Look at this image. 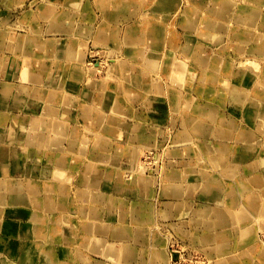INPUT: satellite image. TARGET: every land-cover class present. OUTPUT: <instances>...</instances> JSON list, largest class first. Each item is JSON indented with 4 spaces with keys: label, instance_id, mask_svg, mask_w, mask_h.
Segmentation results:
<instances>
[{
    "label": "crops",
    "instance_id": "0c3cea01",
    "mask_svg": "<svg viewBox=\"0 0 264 264\" xmlns=\"http://www.w3.org/2000/svg\"><path fill=\"white\" fill-rule=\"evenodd\" d=\"M108 1L0 0V183L14 185L31 182L43 187L36 191L40 205L37 209L30 208L41 215L43 221L33 219V223L29 222L32 231L26 235L14 226L12 231L3 230V214L7 213H3L0 203V264H170L171 241L162 236L164 230L169 236H176L202 255H207L214 260L213 264H225L224 256L239 254L232 261V264H238L236 260L242 258L244 252L253 247L258 249V239L256 231L250 233L249 240L243 237L246 234L243 229L248 230V222L256 218L250 211L245 213V217L241 210L244 205L248 208L255 207V204L248 194L243 195V189L237 191V184L244 174L247 177L264 173L263 163H259L264 155L257 154L241 161L235 158L239 155L238 151L233 146L229 147L226 140H223L224 147H220V141L208 135H200L201 140L191 139L189 143L175 139L173 133H182L180 131L185 129L184 123L179 125L178 108L185 109L189 95L177 104L174 100L179 97L178 94L174 95L175 99L168 97L169 94L166 96L160 90L161 84L150 89L136 84L147 88L150 93L139 103L137 99L129 98L124 90L133 84L130 75L156 76L166 75L167 72L177 75L175 69L166 68L172 58L186 64L188 70L199 76V84L203 69L192 57L185 56L188 58L186 61L180 59V40L176 35L171 34L173 38L161 34L145 42L147 31L144 27H148V23L141 25L146 14L141 17L142 20L140 14L150 12L152 16L154 13V20L150 19L153 23H192L194 19L189 14L197 11L206 17V9L209 10L213 2L160 0L159 4L156 2L153 5L147 0H134V14L120 21L107 14L120 0ZM224 1L226 4L234 1V5L229 3L234 7V14H225L220 5L218 27H236V31L244 28L236 24L240 23L237 19L244 13L236 8V3L241 0ZM257 1L247 2L258 3L253 4L251 10L262 11L259 32L264 33V0ZM160 13L165 15L164 20L156 19ZM179 14H182V20ZM242 20H245L242 23H247L252 18ZM68 25L77 29L74 35L65 31ZM57 27L64 29L60 31ZM136 32L144 33V44H139L145 53L143 58L127 53V43ZM186 32L191 37L193 32ZM193 41L201 42L195 37ZM229 41L234 42V38ZM238 45L235 43V46ZM256 45L254 42L242 43L243 50L239 51L228 45L227 40L218 56L228 62V66H232L238 58L248 57L245 61H255L258 68L253 70L240 66L239 69L247 68L255 77L256 71L264 76V63L257 60L264 59V53L254 51ZM101 48L118 55L109 71L107 69L108 81L113 75L126 76V84L84 77L98 73L97 69L86 67V62L92 49ZM71 49L76 54L73 58L70 57L73 55ZM230 50L238 58H232ZM206 57L209 65L219 62L209 56L203 59ZM231 60L232 64H229ZM29 61L32 63L29 64ZM191 74L188 71L185 75ZM197 76L192 77L195 79ZM166 82L163 83L164 89L168 88L166 93L170 89L183 93L184 89L169 80ZM67 84L72 86L68 88ZM198 84L189 92L197 101L211 103L198 94ZM16 95H24V98L15 102ZM217 106L223 114H228L229 110L242 114L231 107ZM85 109L97 110V113L101 111L107 116L114 111V117L122 120L126 132L117 139L96 134L95 130L87 127ZM186 111L184 122L191 126L193 117ZM232 117L237 119L234 115ZM237 120L244 123L242 116L241 120ZM247 123L250 122L244 124ZM55 128L61 129L64 134H57ZM73 128L79 140L87 141L83 153L79 149L75 153L70 151L73 148L68 145L67 137ZM185 135L189 137L187 132ZM257 135L264 139L263 134ZM191 143H195L198 151L191 149ZM196 143H205L206 153L213 160H217L220 153H226L235 166L230 164L220 168L212 164L210 156L204 155L207 160L199 157ZM153 149L154 155L159 157V164L154 165L156 169L152 175H147L149 184L139 192L131 184L120 183L116 175L125 173L128 177L129 169L140 163L141 153ZM98 150L107 158L100 159ZM241 154H244L243 150ZM200 171H204L207 174L205 178L215 183L209 185L206 179L197 180ZM98 172L112 173L113 176L103 180L98 177ZM221 180L223 182L219 183ZM48 184L58 191L49 198V207L44 204V187ZM252 185L246 186L247 191H253ZM214 187L222 191L219 199L205 194ZM232 194L233 198L230 197ZM255 194L256 191H253L252 197L256 198ZM3 197L11 203L9 193L0 186V202ZM31 201L35 203L32 196ZM168 205L172 206L170 214L165 213ZM9 218L12 224L21 222L17 212L10 213ZM36 225L43 226L41 232L35 230ZM87 238L91 239L90 245ZM11 244H14V249L10 248ZM221 244H225L221 251L224 253L215 255L220 252L216 249ZM163 254L166 256L165 263L159 258ZM240 262L264 264L263 258L255 252L250 258L240 259Z\"/></svg>",
    "mask_w": 264,
    "mask_h": 264
},
{
    "label": "bare ground",
    "instance_id": "6f19581e",
    "mask_svg": "<svg viewBox=\"0 0 264 264\" xmlns=\"http://www.w3.org/2000/svg\"><path fill=\"white\" fill-rule=\"evenodd\" d=\"M104 1L110 2L108 0H104ZM147 1L149 4L153 3V5L156 2L157 4L160 3L158 2L160 0H147ZM171 1L172 0H169V2ZM244 1L245 0H241L239 1V3H236V8H238L242 13L244 12L243 15L241 17H238L237 19V21H239L240 23H236V24L239 27H244L245 30L244 28H242L239 31H236V27L232 29L231 26L230 27L228 26L226 28L224 27L221 28V27H218V25L216 24V23H219L218 19H221L220 5L222 8V11H225V14L232 13V12L234 14V7H232L229 4L231 3L234 5L235 4L234 1L226 4L224 0L222 1L212 0L213 4L209 7V10L206 9V12H205L207 13L206 17L205 15L203 16V14H199V12L194 11L193 13L191 12L192 14H189L190 17L194 19V21L192 23H182L183 27L186 26L185 29L187 31L191 30L194 34H197V36L201 40L200 44H195L194 41L187 40V44L183 50V53L185 56H189L190 58L194 57L196 60L195 63L198 65V67L203 69L201 73L202 75L200 76L199 84L196 90L201 97L212 101L209 104L202 103V102L197 101L194 98L193 93L189 94V96L186 99L185 109L187 110L186 111L187 114L190 115L191 118L193 117V121L191 120L190 129H193L195 131L196 138L198 140H201V137L205 135H208L210 138L218 139L220 141L219 142L220 147H224L223 140L228 141L229 147L233 146L234 150H237L239 153V155L236 156L235 158L241 161L247 160L250 157L257 155V154L264 155L263 153L264 152V139H261L257 135V132H256L258 131L264 134V76L261 73L256 71V77H255V75L252 72H250L247 68H242V70L239 69L240 66L241 67L247 66L245 64H248V63L249 65H251V68L253 70H256L258 68V65L255 61L254 62L245 61L246 59L248 60V57L238 58L236 61L233 62L232 66H228V62H224L222 57L220 56L213 57L212 55L209 54L206 48V43H210L214 46H217L218 47L217 52L219 55L223 52L222 44L225 43L227 40L231 39V37H233L234 42L239 44L238 46L232 45V47L235 50L242 51L243 50L242 43L254 42L257 44L256 45L257 48L254 51H256L257 53H264V33L259 32V24H260L259 18L261 17L263 13L261 10L260 11L256 9L251 10L254 7V5L250 4L247 1L245 2ZM258 1L260 2L262 0H258ZM135 11H136V2L134 0H130L129 3L127 0H120L116 3L113 10L109 9V12L107 14L108 16L113 15L115 18H118L120 21H124V19H128L132 14H134ZM158 15H159L158 18H156L157 20L165 19L164 18L165 15L163 14L161 15V13ZM152 18L154 20L153 15L151 16L150 14L147 13L145 19L142 20L141 23H153L152 22L153 20L150 21V19ZM247 18H252V20L247 23H242L245 21L242 19H247ZM57 28L60 31L64 29V27H62L63 29L59 27ZM65 31L74 35L77 32V29L73 26L71 27L68 25V27L65 28ZM133 32L134 30H132V33ZM160 33H162V31ZM143 34L144 33L136 32L134 35L131 36V40L129 41V43H127L128 46L126 47L127 53L130 56L135 57V58L144 57L143 56L145 54L144 50H141L139 48V44L141 45L144 44V40L142 39ZM187 38H190V37H187ZM73 40L75 39L73 38ZM179 40H180V37L178 38V41ZM99 50L100 52L108 51L107 49H104V48H101ZM70 53L73 54V55H70L71 58H73L76 55L73 49L70 50ZM95 55H97V53ZM204 56H209L212 60L216 59L219 62L217 64L209 65V59L207 57L203 59ZM109 59H110L109 62L114 63L113 58L112 59L109 58ZM31 63L32 61H29V64ZM236 63L238 64V66H236ZM166 68L175 69L178 72L177 75H173L169 72L166 73V75L169 77L170 83H173L177 86L180 85L176 83L179 76H186L189 78H192V76H197L190 69L188 70L186 64L182 62H178V61L176 62L174 58L170 60V63L167 62ZM188 71L190 74L192 73L193 75L192 74L185 75L186 73H188ZM130 76L131 78H133L130 82L133 84L124 88L125 93L128 95L129 98L131 97L134 100L137 99L138 102L140 103L146 97V95L150 93L146 90L147 88L139 87L136 84H141L142 86H144L146 84V81L139 78L140 81L137 80L138 82L137 83L135 82L134 76L133 75H130ZM134 85L137 87H132ZM71 86L72 85L67 84L68 88H70ZM163 86L164 85L161 84L160 90L162 92H165L166 96L167 94H169L168 97L170 98L174 97V95H177V94L179 96L182 93V92H176L173 89L168 90V92L166 93L168 88L164 89ZM182 86L183 85L181 84L179 87L182 88ZM185 87H186L185 89H189V88L193 89V83H191V85L189 86L185 85ZM115 89L116 88L114 87L113 90ZM136 95H138V97H136ZM20 98H24V95H16L14 98V101L18 102L20 101ZM179 99L180 97H177V99L174 100V103L177 102L178 104ZM217 105H223L224 107H231L233 110L239 111L240 113H242L241 115H242L244 123L254 122L256 131L247 127L243 122L241 121L239 122L237 119L232 117V115L230 116V114H223V112H221V109ZM96 111H92L90 109L84 110V118L86 119L87 127L95 130L96 134L98 132L102 135V137L105 136V137L117 139L126 132V128L122 120L114 117V111H112V114L110 116H107L101 111L98 113ZM68 112L69 110L66 111V114H68ZM55 132L57 134L61 133V135L64 134L59 128H55ZM180 132L185 134V129L181 130ZM186 137L188 136L185 135L184 141L189 143L191 139H188ZM67 139H68L67 140L68 145L70 146V148H73L72 150H70L71 152L75 153L77 149L82 150L81 153L85 151L86 146H87V141L79 140L77 133L74 131V128L72 130V133L68 135ZM196 145L200 150V152L198 153V156L203 157L205 160H207V158H205L204 155L210 156L211 160L213 161L212 164H215L217 167L224 168L230 164L235 166V163H232L229 160L226 153H220L218 155V159L213 160L214 158L209 153H206L205 143L203 144L196 143ZM190 146L192 150L198 151L196 150L195 143H191ZM242 150L244 154H241ZM81 153H80V156H81ZM76 154L79 155V153H76ZM98 157L100 159L107 158L106 154L100 153L99 150H98ZM158 160H159V157L158 156L156 157L153 153V163H150V164H156ZM70 161L73 162V158H71ZM261 162L263 163V166H264V156L263 158L259 159V163ZM138 163L135 168L131 167L129 169L130 173L128 174V177H126L125 173L116 175V177L120 183L131 184L134 187L138 188L137 191L140 192L142 188H145L149 184L147 175H152L153 171H155L156 168L154 166L150 167L149 164L147 163L145 164H138ZM158 164L159 163H157V166ZM184 165L186 166V164ZM57 173H58L57 180H59V172ZM60 175H61V172H60ZM98 175H100L98 177H100L103 180L110 179L113 176L112 173L102 174L99 172H98ZM205 177H207V174L204 171L202 172L200 171L198 174L197 180L206 179ZM206 180L207 182H209V185H213L215 183V181H213L212 179H206ZM221 182H223V180H221L219 183ZM248 184H253L252 190L256 191V194H255L256 198L252 197L253 191H247L246 186ZM0 186L3 191H6L9 193L10 202H11L9 203V201H6L4 197L2 198L0 202L1 206L3 207L2 209L3 213H7V214H3V217H4L3 218V222H4L3 230L12 231L13 230L12 226H14L17 229H19L20 232H22V235H26L27 233H29V231H32V226H29L28 224L29 222L33 223V219H35V221L37 222L43 221L42 220L43 217L41 215L35 214L30 209V208L37 209V206L40 205L36 197L37 196L36 191L38 189H43V187H41L39 184H33L31 182L27 184H14V185L10 183L1 182ZM240 189H243V195L248 194L249 199L253 200L255 204V207L250 206L248 208L246 205H244L241 212L243 213L245 217H247V214L245 213L247 211H250L254 215V218H256V219L251 220V222H248L250 224V228L248 230L243 229V231L246 233V234H243V237L245 240H249L251 238L250 233H253L256 231V235L258 239L256 244H257L258 249L256 247L248 249L247 252H244L242 254V258L239 257L236 260L238 264L241 263L240 259L250 258L251 254H253L254 252L258 253L260 257L263 258L264 260V236H261V235H264V173L258 172V173L251 174L247 177H245V174H244L243 177L238 180L237 191H239ZM33 190H35V192ZM54 192H58L57 189L52 187L50 184L45 185L44 187L45 206L49 207L51 205L49 198L52 197ZM28 193H29L30 199H28ZM221 193L222 191L219 190L218 187H214V188H211L205 194L214 199H219L223 195V194L221 195ZM31 196L34 198V201H35L34 204L31 201ZM230 197L233 198V194L230 195ZM244 202H245V199H244ZM171 211H172L171 205H168L165 207L166 214H170ZM12 212H17V217L21 219V222H15L12 224V219L9 218V215ZM28 217L30 218L28 219ZM67 227L70 229L68 224H67ZM35 228H36L35 229L36 231L41 232L43 229V226L36 225ZM86 240L89 242L88 245H90L91 239L87 238ZM99 243L101 242L99 241ZM224 246L225 244H221V247L216 249V250L220 249V252L215 253V255H219V253L223 254L224 252H221V251L224 249ZM14 247H15L14 244L10 245V248L14 249ZM203 255L205 259H207L209 262L212 260L209 257H207V255L206 256L205 254ZM238 256L239 254H236V256L235 255L224 256L223 262L225 264H232V261H234V258H237ZM168 257H169L170 264H175V262L181 261V259L183 258V255L181 252H178L176 250L173 251L172 249L170 250L169 248ZM159 258L162 263L166 262L165 254L161 255Z\"/></svg>",
    "mask_w": 264,
    "mask_h": 264
},
{
    "label": "rangeland",
    "instance_id": "374dc122",
    "mask_svg": "<svg viewBox=\"0 0 264 264\" xmlns=\"http://www.w3.org/2000/svg\"><path fill=\"white\" fill-rule=\"evenodd\" d=\"M246 1H249V0H246ZM253 4L258 5V3H256V2H254ZM259 7H261L260 4H259ZM145 14H147V13H141L140 14V20H142L141 17L145 16ZM148 14H151V13L149 12ZM152 15H154V13ZM179 15H180L179 19L182 20V17H181L182 14H179ZM146 24L145 23H141L142 26H144ZM150 24H151V26H150V28H148ZM216 24H218V23H216ZM153 25H154V27H153ZM148 27H144V28H146V31H147L144 34L145 35V37H144L145 38V42L147 40H149V39H152V37L160 36L161 34L166 35L168 37H169V35L174 34V35H176L177 38L180 37V41H179L180 45H179L178 55H179L181 60H185L186 61V58H187V57H185V55L182 52V49L184 48V46L187 43V40L190 41L192 39V41H193L194 37H195L196 41L200 40V38H198L197 34H194V33H191V37L187 38V37H189V35H187L188 32H186L185 28H183L182 23H148ZM156 27H158V28H156ZM161 31H162V33H160ZM170 37H173V36L171 35ZM195 44H198V43H195ZM228 45H230V46L231 45H235V42H231V41L228 40ZM206 47H207V51L209 52L210 55H212L213 57L218 56V52H217V48L218 47L217 46H214L212 44H208ZM98 50L99 49H92L90 51L88 60L86 62V67L91 68V69L92 68L97 69L98 73L94 74L92 77L89 76V75L88 76H84V77L88 78V79L96 78L98 80L100 79V81L105 79L109 83L126 84V81L128 80V77H126V76H115V75L112 76L111 75L112 77H110V80L108 81V79H107L108 76H109V75H106L107 69L110 67V65H112V63L109 62V60H110L109 58L116 59L118 57V55L111 54L110 51L109 52L106 51L107 52L106 53V52H103V51L100 52V50L99 51ZM230 52H231V54L233 56L232 58H235V56L238 58V55H236V53H234L232 50H230ZM96 53H97V55H95ZM106 56H107V58H106ZM192 58L195 61V58L194 57H192ZM257 60L262 61V63H264V59H257ZM232 61L233 60H231V62L229 64H232ZM107 62H109V63H107ZM245 65H247V66H244V67H251V65H249V63L245 64ZM236 66H238L237 63H236ZM134 78H135V82H137V80H139V78L145 80L146 81L145 85H146V87L148 89H150L153 85L154 86L155 85H160V84L165 83L167 80H169V77L167 75H162V74L161 75H156V76H150V75H147V76H134ZM198 78H199V76L195 77V79L193 77L189 78V77H186V76H179L178 77L176 83L180 84V85L182 84L183 85L182 89H184L183 93H181L179 95V97H180L179 100H182V98L184 100L186 95L190 94L189 91L192 90L190 88L189 89H185L186 88L185 85L189 86V85H191V83H193V87H196L197 84H198ZM179 105H181V103ZM178 112H179L178 113L179 125L182 126V124L184 123L185 124L184 125L185 126V132H187L188 135H189L188 138L193 139V140H197L195 131L193 129H190V126L187 125L184 122L185 121L184 118L186 117L184 107H180L179 106ZM227 113L228 114H232V115L236 116L237 119L241 120V116L242 115H239V113H236V112H233V111H230V110L227 111ZM245 125L247 127H249L250 129L255 130V126H254V124L252 122L251 123H247ZM82 129H83V127H81V131H82ZM256 132L262 134L261 132H258V131H256ZM173 135H174L175 139H178V140H184L185 139L184 133H175L174 132ZM175 139H173V140H175ZM156 151H158V150H155V152ZM152 152L154 153V149H153V151L144 150L143 153L141 154L140 163L139 164L147 163V164H149L150 167H153L155 164H150V163H153V153ZM144 153H146L147 155L144 154ZM146 161H148V162H146ZM163 170L164 169H162V172H163ZM146 173H147V171H146ZM163 233L164 234L162 236L165 237L166 239H169L171 241V245L169 246L170 250L171 249L173 251L176 250L178 252H181L182 255H183V258L181 259V261H177V262H175V264H213L214 263L213 262L214 260H211L209 262L207 259H205L204 255H202L198 250H195V249L191 248L189 245H186L180 239H178L176 236L175 237L169 236L167 234L168 231L164 230ZM261 236H264V235H261Z\"/></svg>",
    "mask_w": 264,
    "mask_h": 264
}]
</instances>
